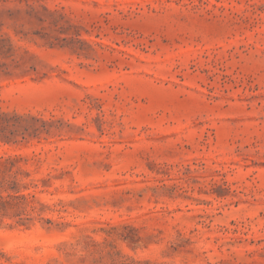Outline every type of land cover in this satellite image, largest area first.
<instances>
[{"label":"rangeland","instance_id":"1","mask_svg":"<svg viewBox=\"0 0 264 264\" xmlns=\"http://www.w3.org/2000/svg\"><path fill=\"white\" fill-rule=\"evenodd\" d=\"M0 264H264V0H0Z\"/></svg>","mask_w":264,"mask_h":264}]
</instances>
